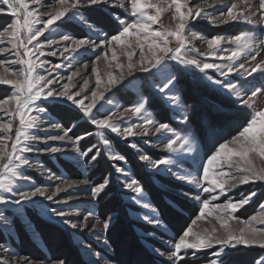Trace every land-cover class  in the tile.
<instances>
[{
	"label": "snow or ice",
	"instance_id": "snow-or-ice-1",
	"mask_svg": "<svg viewBox=\"0 0 264 264\" xmlns=\"http://www.w3.org/2000/svg\"><path fill=\"white\" fill-rule=\"evenodd\" d=\"M98 4L109 8L118 7L131 19L115 17L119 25L117 34L104 39L99 45L90 37L79 39L59 31L65 23L71 26L73 21L87 26L90 31H96V26L86 18L81 9ZM254 6L257 8L256 12H252ZM165 13L174 22V27L164 26L162 17ZM0 14L11 17L6 26L0 29V86H8L3 90V98H0V113L3 114L0 115V206H19L12 209L16 215H23L24 207L30 206L41 216L48 219L56 217L60 223L73 230L87 226L86 223L81 225L66 218L69 216L67 211L50 209L43 203L47 200L67 204L75 198L72 194L62 201L55 200L54 197L76 187V182L64 180L62 185H57L49 192L48 187L31 183V177L27 174L28 169H43V165L33 162L28 154L55 156L65 153L66 149L62 145L49 142L65 141L69 137L70 129H63L56 115V109L66 103L78 110L74 115L75 119H84L95 126L105 149L111 147L105 130L124 139L136 135L156 136L168 155L153 160L148 155L141 154L139 159L150 164L153 169L165 166L166 171L195 189L191 199L199 204L198 214L178 237L173 238L169 251L153 249L158 256L166 257L170 264H181L189 258H198V253L215 249L212 252L215 259L210 264H228L225 257L234 255L232 250H238L240 246L264 250V227L256 226L264 225V203L259 204V212L247 219L237 215L247 210L246 206L250 205L258 193L253 190L247 195H241L239 199L228 195L240 185H264V165L257 166L255 163L257 158L264 161V108L257 110L255 104L256 98L264 96V85L254 86L249 90L232 81L213 80L207 74L208 70H215L224 78L234 73L248 77L255 73L264 76V61L251 68H246L245 62L237 63L242 57L244 61H255L260 51L264 50L254 48L257 40L260 45H264V35L257 32L258 28H264V0H256L255 4L252 0H231L228 4L224 0H196L195 3L193 0H54L50 4H45L44 0H0ZM204 21L214 27L245 23L251 28L231 36L196 35L193 28ZM155 25L159 27H154ZM186 33H192V39L206 44L208 51L200 53L199 48H188L190 41ZM99 34L98 32L97 35ZM41 37L44 39L41 40ZM173 41L176 42L175 48L170 46ZM225 44L233 47H224ZM55 45L60 47H54ZM98 46L108 51L103 52L102 57L97 54L92 68L95 87L90 90V95L82 94L89 91L91 78H82L78 86L74 81L80 76L79 69L61 77L56 74V70L62 68L61 64H51L49 60L42 59L55 57L57 54L70 59L65 53H75L82 49L87 52ZM118 51L126 58V64L119 62ZM189 51L212 57L213 62L201 61L195 57L186 58ZM134 57L138 58L134 60ZM101 59L105 61L107 68L114 67L118 70V75L114 76L112 71H107V80L102 81L97 69ZM113 61H116L114 65ZM171 61L185 68L198 70L213 85L234 96L247 110L237 133L223 140L216 139L220 133H215V142L203 154L199 151L194 135L177 131L169 123L153 119L147 113L143 101L132 107H125L123 111L118 108L115 111L104 109L105 103L113 104L110 97L106 98V92L136 72L151 73L158 81L157 91L164 94L162 99H166L181 114L180 122L188 125L191 118L181 97L171 91L176 87L175 70L170 66ZM71 66V63L67 65ZM83 68L87 69L88 65L84 64ZM125 68L126 72L123 71ZM128 86L137 89L140 87L132 80L125 85ZM102 112L105 114L101 115ZM127 113L136 116L142 123L123 127L118 125L115 119H123ZM45 124L48 125L47 128L44 127ZM134 129L140 131L136 132ZM52 130L62 131L63 134H48ZM41 131L46 135L41 137L37 134ZM83 139L81 136L71 140L73 152H79L75 145ZM36 143H43L46 147L38 148ZM131 146L135 147L134 144ZM92 151V148L88 150ZM87 155V152H79V155L64 156L62 162L69 168L82 167L80 157ZM99 156L100 152L96 151L91 160L96 161ZM107 158L112 161L124 160L123 155L112 151L107 152ZM185 164L187 168L184 167ZM116 171L126 175L122 168L117 167ZM54 178L55 174L48 170L47 179L52 181ZM79 183L88 185L89 180L84 179ZM108 186V179H104L88 191L93 198H98ZM125 187L135 194L132 198L136 204L144 208L151 207L144 200V190L139 181L132 179ZM221 197L226 199L221 201ZM3 211L0 208V212ZM152 211L155 213L156 209L153 208ZM208 218L215 220L219 227L194 230L199 221ZM87 219V216L83 217L85 222ZM144 219L149 224L157 227L160 225V220L155 215H145ZM233 222L240 227H233ZM109 226L110 221L107 220L102 224L104 230ZM5 249L6 245L0 244V250ZM0 264H34V261L26 256L15 259L0 256ZM50 264H64V261L55 260ZM93 264L97 262L94 261ZM253 264H264V252L253 260Z\"/></svg>",
	"mask_w": 264,
	"mask_h": 264
},
{
	"label": "rangeland",
	"instance_id": "rangeland-1",
	"mask_svg": "<svg viewBox=\"0 0 264 264\" xmlns=\"http://www.w3.org/2000/svg\"><path fill=\"white\" fill-rule=\"evenodd\" d=\"M53 2L54 0H44L45 4ZM117 2H119V0H117ZM195 2L196 0H193V3ZM224 2L225 4H228L231 3V0H224ZM252 2L255 4L256 0H252ZM81 11L86 18L96 26V31H90L87 26L76 21L71 22V26L65 23V26L60 28L59 31L79 39L90 37L91 39L96 40L98 45L104 39H110L112 35L117 34L119 25L116 23L115 17L131 19L124 10L118 7L109 8L102 4L95 5L91 8L81 9ZM209 11L213 10L209 9ZM256 11L257 8L254 6L252 12ZM10 19L11 17L0 14V29H3L6 26V22ZM162 22L165 27H174V22L171 20L168 13H165L162 17ZM154 27L158 28L159 25H155ZM222 27L225 29L221 31L216 30ZM249 28H251V26L245 23L214 27L207 21H204L198 23L192 31L196 35L207 37H211L215 34L231 36L239 33L241 30H248ZM98 32L100 33L99 35H97ZM186 35L190 41L187 45L188 48H199L200 53H206L208 51L206 44L201 40L192 39V33H186ZM43 39L44 37H41V40ZM170 46L175 48L176 42L173 41ZM54 47H60V45H55ZM224 47L233 46L225 44ZM254 48L264 49V45H260L259 40H257ZM105 51H108V49L98 46L95 49H88L87 52L82 49L75 53H65V56L70 57V59H65L59 54L55 57H42V59L49 60L51 64H61L62 68L56 70V74L61 77L68 76L73 71L79 69L80 76L76 77L74 82L79 86V83L82 82V78H91L89 91L82 94L90 95V90L95 87V76L92 73L93 64L97 59V54L102 57L103 52ZM200 53L189 51L187 52L186 58L195 57L201 61L213 62L212 57H206ZM110 55L111 53L109 52V56ZM117 55L119 57V62L126 64V58L121 56L119 51L117 52ZM137 58L138 57H134L133 59L135 60ZM261 61H264V50L260 51V54L255 61H244V58L242 57L241 61H237V63L245 62V67L251 68ZM215 62L227 63V61ZM69 63H71V67H67ZM112 63L114 65L116 61H113ZM84 64L88 65L87 69L83 68ZM170 66L172 68L182 67L187 70L194 69L177 65L175 61H171ZM97 69L101 74L102 81L107 80L105 75L107 71H112L114 76L118 75V70L114 67L111 69L107 68L103 59L99 61ZM123 71L126 72V68L123 69ZM241 72H243V69H241ZM207 74L208 76H211L213 80L222 79L225 80V82L232 81L233 83L243 85L245 88L251 90L252 87H249L245 82L259 73H255L251 77L246 75L241 76L238 73H234L227 78L220 77L219 73L215 70H208ZM129 80L135 81L140 86L139 89L132 86L125 87V85H128ZM208 82L210 81L208 80ZM156 85H158V81L153 78L151 73L136 72L133 76L124 80L123 83L113 87L111 91L105 93L106 98L110 97L113 104L105 103L104 109L115 111L118 108L120 111H123L125 107H132L136 103L143 101L145 102L147 113L153 119L159 121L149 109L148 100L144 94L145 89L147 90L149 88L150 91H153L162 99L164 94L157 91ZM0 87L4 90L7 89L8 86ZM101 88H103V83ZM73 91H75V89H73ZM171 91L178 95L174 88ZM222 91L229 95L226 90L222 89ZM4 94L3 91L0 98H3ZM231 97L236 99L234 96ZM162 100L167 107L174 112L175 121L181 123V114L174 110L166 99ZM87 102L88 101H85V103ZM101 103L104 102L101 101ZM255 104L257 110L264 108V96L256 98ZM77 111L78 110H76L74 106L66 103H62L56 109L57 119L61 123L62 128L65 130L70 129L69 137L66 138L65 141H50L49 143L53 145H62L66 151L65 153L55 154V156L36 153L28 154L33 162H39V164L43 165V169L42 171L28 169L27 174L31 177V183L37 186L48 187L49 192L53 191L57 185H62L64 180L76 182V187L61 192L58 196L54 197L55 200L62 201L66 199L69 194H72L75 198L69 200L67 204L53 203L52 201L47 200L43 201V203L50 209L56 208L58 210L63 209L67 211L69 216L66 218L72 219L74 222L81 225L86 223L87 226L82 229L78 228L77 230H73L69 226L60 223L59 219L56 217L48 219L47 217L41 216L30 206L24 207L23 215H16L12 211L13 208L19 206H0V208L4 209L3 212H0V244L6 245L5 250H0V256L8 259L26 256L34 261V264H50V262L55 260H63L64 264H93L94 261H96L97 264H142L144 262V255L141 251L137 252V250H133L135 247L132 245L131 237L129 232H127L126 227H119L117 231L114 232L113 225L115 217L112 213L107 214V212H104V215L102 216L98 212L99 200L109 192L108 188L98 198H93L88 191L92 186L102 182L104 179H108L109 186L111 184L114 188H117L118 191L122 193L123 200L130 205L129 216L131 220L137 224L135 229L138 241L143 245L145 252L164 264H170L166 257L158 256L153 249H159L165 252L169 251L173 238L178 237L182 230L190 225L191 221L198 214L199 204L191 199V196L195 194V189H193L186 181L178 180L173 173L166 171L165 166H161L159 169H153L150 164L139 159L141 154L148 155L150 159L153 160L164 158L168 155L163 151V147L158 143V138L156 136L151 134L148 136L136 135L124 139L105 130L106 137L111 145L109 149H105L104 144L97 135L98 130L95 126L84 119L74 118ZM103 114H105V112L101 113V115ZM0 115L3 114L0 113ZM115 122L122 127L127 126L128 124L142 123L139 118L131 113L125 114L123 119H115ZM170 125L177 131H180L174 125ZM44 127L47 128L48 125L45 124ZM134 131L139 132L140 129H134ZM181 132L189 134L184 131ZM37 134L41 137L46 135V133L42 131ZM48 134L62 135L63 132L52 130ZM191 135L194 134L191 133ZM81 136H83L84 139L80 140L75 147L79 149V152H87L88 155L80 157L82 167H66L62 162V158L68 155H79V152L72 151L73 145L71 140H76ZM196 142L199 151L203 154L204 152L197 137ZM133 144L135 147L131 146ZM36 147L43 149L46 145L43 143H36ZM90 148L93 149L92 152H88ZM96 151L100 152V156L96 161H93L91 160V156L95 154ZM108 151L123 155L124 160H109L107 158ZM255 163L257 166L264 165V161H261L259 158L256 159ZM117 167L124 169L126 175L118 173L116 171ZM184 167L187 168V164H185ZM48 170H51L55 174V178L52 181L47 179ZM84 179L89 180L88 185L79 183ZM132 179L139 181L144 190V200L151 207L144 208L135 203V200L132 198L135 194L125 187V184ZM146 180L151 181L150 187L152 190H150L147 184L144 183ZM253 190H255L258 195L252 200L250 205L246 206V211L237 213L241 218L247 219L259 212V204L264 203V185H240L239 188L228 194L229 197L239 199L241 195H247ZM153 193L156 195L155 197L153 196ZM186 193L187 195H185ZM206 195L207 194H202V196ZM224 199L226 198L221 197V201ZM153 208L156 209L155 213L152 211ZM89 213H91V215H89ZM145 215L149 217L155 215L160 220V225L157 227L156 225L147 223L144 219ZM85 216L88 217L86 222L83 220V217ZM106 220L110 221V226L107 230H104L102 224ZM97 221L100 222L97 223ZM181 223H183V225ZM213 226L217 228L219 227L215 220L208 218L199 221L197 225L194 226V230L199 231L203 229H211ZM256 226L264 227V225L259 224ZM233 227L238 228L240 225L233 222ZM115 245L118 246L116 247L118 253L113 248ZM239 248L245 249L243 246H240ZM246 250H260L261 253L264 252V250L259 248ZM214 251L215 249H208L206 251L209 255L208 258H206L208 259V263L205 264H210V261L215 259V257L212 256V252ZM206 252L198 253V258L191 259L194 260L196 264H200V261L202 260L199 259V257L202 258L203 253ZM251 264H253V262Z\"/></svg>",
	"mask_w": 264,
	"mask_h": 264
},
{
	"label": "trees",
	"instance_id": "trees-1",
	"mask_svg": "<svg viewBox=\"0 0 264 264\" xmlns=\"http://www.w3.org/2000/svg\"><path fill=\"white\" fill-rule=\"evenodd\" d=\"M224 29L222 27L216 30L221 31ZM257 32L264 35V29H257ZM173 69L175 70L176 76V87L174 89L181 97L191 121L188 125L177 123L174 112L167 107L156 93L150 91L148 88L147 90L145 89L144 94L148 100V107L154 113L156 119L160 122L172 124L180 131L194 134L198 138L204 153L208 152L215 142L213 139L215 133H220L219 136H216V139L221 140L232 134H236L240 125L243 123L244 114L247 110L236 99L227 95L219 87H215L208 82L204 74L199 73L198 70H187L182 67H174ZM245 84L249 87L264 85V76H261L259 73L247 80ZM2 92L3 90L0 87V95ZM144 183L152 190L150 180H146ZM108 190L109 192L99 200L98 212L102 216L104 212H107V214L112 213L115 217L113 225L114 232L119 227H126L131 237L132 245L135 247L133 250H137V252L141 251L144 255V262L142 264H164L154 257L149 256L145 252L143 245L139 243L135 229L137 224L129 216L130 205L123 200L122 193L111 184L108 186ZM153 196L155 197L156 195L153 193ZM181 224L183 225V223ZM116 247L118 246L115 245L113 248L117 252L118 249ZM232 251L235 253L234 255L225 257L228 264H251L261 254L260 250L248 251L243 248ZM208 255L209 253L206 252L203 253L202 258L199 257L202 260L200 264L208 263V259H206ZM181 264L196 263L189 258L187 262H181Z\"/></svg>",
	"mask_w": 264,
	"mask_h": 264
}]
</instances>
